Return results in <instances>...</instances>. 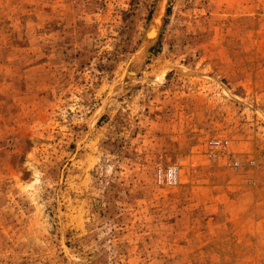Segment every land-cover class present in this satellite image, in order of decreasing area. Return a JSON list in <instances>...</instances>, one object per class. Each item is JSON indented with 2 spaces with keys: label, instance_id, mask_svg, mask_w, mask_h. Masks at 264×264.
Returning <instances> with one entry per match:
<instances>
[{
  "label": "rangeland",
  "instance_id": "rangeland-1",
  "mask_svg": "<svg viewBox=\"0 0 264 264\" xmlns=\"http://www.w3.org/2000/svg\"><path fill=\"white\" fill-rule=\"evenodd\" d=\"M0 264H264V0H0Z\"/></svg>",
  "mask_w": 264,
  "mask_h": 264
},
{
  "label": "built area",
  "instance_id": "built-area-1",
  "mask_svg": "<svg viewBox=\"0 0 264 264\" xmlns=\"http://www.w3.org/2000/svg\"><path fill=\"white\" fill-rule=\"evenodd\" d=\"M229 142L227 140H213L209 143L211 148H226ZM237 166L239 163L236 164ZM166 181L170 186H177L179 184V169L174 166L168 169Z\"/></svg>",
  "mask_w": 264,
  "mask_h": 264
},
{
  "label": "bare ground",
  "instance_id": "bare-ground-1",
  "mask_svg": "<svg viewBox=\"0 0 264 264\" xmlns=\"http://www.w3.org/2000/svg\"><path fill=\"white\" fill-rule=\"evenodd\" d=\"M161 2V1H160ZM163 13V10L159 9V11L156 14V17L152 21L148 31H147V40L150 41H155L159 32V27H160V20H161V15Z\"/></svg>",
  "mask_w": 264,
  "mask_h": 264
}]
</instances>
